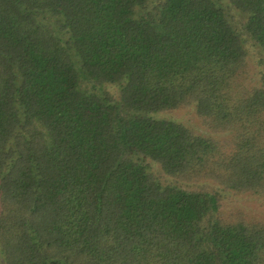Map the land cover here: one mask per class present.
Returning a JSON list of instances; mask_svg holds the SVG:
<instances>
[{
    "label": "trees",
    "instance_id": "obj_1",
    "mask_svg": "<svg viewBox=\"0 0 264 264\" xmlns=\"http://www.w3.org/2000/svg\"><path fill=\"white\" fill-rule=\"evenodd\" d=\"M230 193L264 204V0H0V264H264Z\"/></svg>",
    "mask_w": 264,
    "mask_h": 264
},
{
    "label": "rangeland",
    "instance_id": "obj_2",
    "mask_svg": "<svg viewBox=\"0 0 264 264\" xmlns=\"http://www.w3.org/2000/svg\"><path fill=\"white\" fill-rule=\"evenodd\" d=\"M254 73L256 72L255 67L253 69ZM172 118L176 120H180L194 129L203 132L204 129L197 123V120L194 114L190 109L177 110L173 112L171 115ZM230 197L226 199L227 208L230 209L232 214V219H236L237 215L241 212L248 214L249 216H260L264 218V204L260 206L259 201H256L249 194H233L230 193ZM264 202V201H263Z\"/></svg>",
    "mask_w": 264,
    "mask_h": 264
}]
</instances>
